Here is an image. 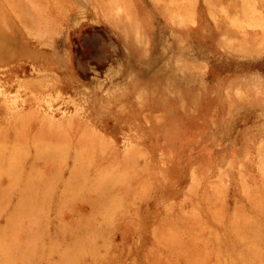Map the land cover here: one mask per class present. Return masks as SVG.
Here are the masks:
<instances>
[{"label":"rangeland","instance_id":"obj_1","mask_svg":"<svg viewBox=\"0 0 264 264\" xmlns=\"http://www.w3.org/2000/svg\"><path fill=\"white\" fill-rule=\"evenodd\" d=\"M0 264H264V0H0Z\"/></svg>","mask_w":264,"mask_h":264},{"label":"bare ground","instance_id":"obj_2","mask_svg":"<svg viewBox=\"0 0 264 264\" xmlns=\"http://www.w3.org/2000/svg\"><path fill=\"white\" fill-rule=\"evenodd\" d=\"M48 124V123H47ZM28 128V127H27ZM53 131V130H52ZM68 131V130H67ZM81 139V138H80ZM81 140H83V138L81 139ZM86 140V139H85ZM31 142V141H30ZM52 142H53V140H52ZM81 142V141H80ZM83 142V141H82ZM85 143H83V144H86V141H84ZM82 144V143H81ZM80 144H79V142H78V146H79ZM81 146V145H80ZM25 147H26V145H25ZM85 147V146H84ZM87 147V146H86ZM70 149V148H69ZM74 149H75V146H74ZM79 150H81V149H79ZM87 150H91L90 148L88 149H86L85 151H87ZM76 151V150H75ZM94 151V150H93ZM15 152V151H14ZM84 151H82L81 153H83ZM80 153V154H81ZM86 153H88L89 154V152H86ZM75 154V153H74ZM76 154H77V152H76ZM84 154V153H83ZM91 154V153H90ZM42 155H44V154H42ZM40 156H41V154H40ZM76 156V155H75ZM49 157V156H48ZM25 158V157H24ZM40 159V158H39ZM56 159V158H55ZM59 159H61V158H59ZM63 159V158H62ZM64 159H66V156H65V158ZM67 161V160H66ZM77 161V160H76ZM12 162V161H11ZM11 165V164H10ZM27 165V164H26ZM76 166V165H75ZM11 167H12V165H11ZM73 168H76V167H73ZM9 169H10V167H9ZM5 170V169H4ZM7 170V169H6ZM39 172H40V170H39ZM43 172V171H42ZM44 173V172H43ZM38 174V173H37ZM8 177V176H7ZM47 177V176H46ZM10 178V177H9ZM21 179V178H20ZM50 179V178H49ZM41 180V179H40ZM87 180V179H86ZM85 180V181H86ZM34 185V184H33ZM28 187V186H27ZM32 187V186H31ZM30 187V188H31ZM51 187V186H50ZM29 188V189H30ZM9 189V188H8ZM55 191V190H54ZM14 192V191H13ZM49 192V191H48ZM7 193V192H6ZM29 194V193H28ZM23 196V195H22ZM43 197V196H42ZM35 198V197H34ZM26 199V198H25ZM54 199V198H53ZM32 201V200H31ZM23 202V201H22ZM30 202V201H29ZM30 203H32V202H30ZM41 204V203H40ZM39 204V205H40ZM4 205V204H3ZM22 206V205H21ZM36 206V205H35ZM22 210V209H21ZM26 210V209H25ZM44 210V209H43ZM52 211V210H51ZM36 212H37V210H36ZM13 213V212H12ZM19 216V215H18ZM59 232V231H58ZM170 242V241H169ZM5 246V245H4ZM21 252V251H20ZM22 255V254H21Z\"/></svg>","mask_w":264,"mask_h":264}]
</instances>
